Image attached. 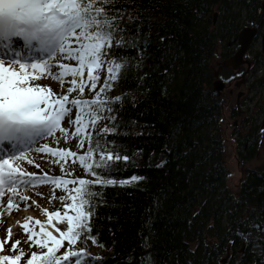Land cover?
<instances>
[{"label":"trees","instance_id":"1","mask_svg":"<svg viewBox=\"0 0 264 264\" xmlns=\"http://www.w3.org/2000/svg\"><path fill=\"white\" fill-rule=\"evenodd\" d=\"M228 1L113 0L110 8L123 17L124 31L117 33L123 47L114 50L124 69L107 95L121 99L104 112L114 119L98 127L114 130L101 142L129 159L101 174L117 181L140 179L94 186L98 253L91 252L88 240L83 264H213L228 244L236 252L239 232L264 223V164L245 169L237 195L225 185L223 101L212 94L210 59L219 42L225 57L238 47L236 17L213 23L214 7ZM262 3L243 2L247 22L264 24ZM258 9L263 12L257 14ZM249 123L247 131L235 129L241 161L253 158L259 145V126ZM210 237L218 243H210ZM221 264H264V239L260 252L248 247Z\"/></svg>","mask_w":264,"mask_h":264},{"label":"snow or ice","instance_id":"2","mask_svg":"<svg viewBox=\"0 0 264 264\" xmlns=\"http://www.w3.org/2000/svg\"><path fill=\"white\" fill-rule=\"evenodd\" d=\"M110 6L113 0H0V219L23 210L21 204L39 207L22 191L38 184L51 185L49 203L61 205L42 208L44 221L32 216L17 221L23 241L9 227L0 239V264H83L87 241L99 243L92 226L99 195L94 186L140 179L117 181L101 174L129 159L101 142L114 130L98 127L114 119L104 112L121 97L107 93L124 69L114 50L123 47V36L117 38L123 17ZM44 79L57 82L60 91L41 84ZM72 140L81 151L59 147ZM33 152L58 166L61 175L28 172L25 164L41 167ZM77 164L93 179L75 176ZM57 190L64 194L57 196Z\"/></svg>","mask_w":264,"mask_h":264},{"label":"rangeland","instance_id":"3","mask_svg":"<svg viewBox=\"0 0 264 264\" xmlns=\"http://www.w3.org/2000/svg\"><path fill=\"white\" fill-rule=\"evenodd\" d=\"M244 1L249 0H229L227 4L215 6L213 10V20L215 26H219L222 19L225 16H228V20H231V18L234 16L236 17V22H238L242 28L245 25H251V26H257L259 28V34L252 42L249 50H248V58H251L253 63L251 64L250 72L247 76V81L244 85V87H241L239 89V92L245 93L242 97L239 98V103H237V96L235 94L229 95L228 92L225 90L221 93L219 97H221V100L223 101V108H222V120H221V133L223 134L224 141H225V160L227 162V165L229 166V176L226 179V185L228 186L229 190L233 192V194H236L239 190V184L240 179L242 176V172L246 165H261L264 163V130L260 132L259 137V145H258V151L255 157L247 161L245 163L239 162L237 155H236V147L234 143V132L235 129H244L249 130L250 127L253 124H250L249 122L255 121L256 124H261L264 119V111H262L259 115L258 112L261 110L262 106H264V52L262 51V35L264 33V24H258V20H250L251 22H247L248 18V8L247 6L243 5ZM260 2H264V0H259ZM264 10V9H263ZM261 9L257 10V14L262 13ZM214 13L216 16L214 17ZM241 30V29H240ZM238 48V47H237ZM236 48V49H237ZM223 43L219 42L216 45L215 51L213 56L210 59V65L214 70V80L216 78H225L224 75L227 74V71L225 70L227 67H223V64L225 60L229 57H225L223 53ZM236 51V50H235ZM232 70V69H231ZM217 74V76H216ZM262 79V80H261ZM245 82V79H244ZM43 85H49L52 87V89L56 92L60 91V86L57 82L51 80V79H44L40 81ZM242 85V84H241ZM240 85V86H241ZM239 86V87H240ZM91 93H89L86 89L85 97L91 98ZM65 127H67V123L64 124ZM47 141H41V144L45 143ZM54 146L55 145H51ZM59 147L61 148H71L73 151H81L78 150L76 147V141L72 140L70 143H64L61 141ZM32 157L35 159V162L45 166L44 172H47L49 175L54 173V175H61L60 168L58 166L52 165L50 163H47L44 159H41V156L43 154L41 153H31ZM239 163V165H238ZM25 166H29L25 164ZM42 168V169H43ZM74 170V175L77 177H82L83 171L82 168L77 164L72 166ZM49 171V172H48ZM51 172V173H50ZM88 178V177H86ZM51 185L50 189L47 193H45L44 197L41 199L40 202H38L39 208H37L39 211H41L42 208L47 207H53L54 210L57 208H60V202L59 201H53L52 203H49L48 197L51 196ZM64 193L60 190L56 191V195H63ZM53 210V211H54ZM42 212V211H41ZM212 221H209V225H211ZM223 226H225V220H222ZM240 236V243L237 247L236 252L231 249L230 244L229 250L219 256L218 258L214 259V263L216 264V260L219 264H221V261L224 263L227 262V260L233 256L237 257L238 254L242 253V251L246 250L248 247L253 252H260L262 250V238L264 239V223L263 224H252L251 229L248 231L239 232L238 234ZM6 236V232H0V239L4 238ZM15 239L24 240L25 236L22 233L14 235ZM210 243H218L217 239L215 237L209 238ZM244 244V249H242V245ZM25 251H28V245L22 244L21 245ZM90 250L92 253L97 254V248L94 244L91 243ZM63 251V250H61ZM10 254V253H6Z\"/></svg>","mask_w":264,"mask_h":264},{"label":"bare ground","instance_id":"4","mask_svg":"<svg viewBox=\"0 0 264 264\" xmlns=\"http://www.w3.org/2000/svg\"><path fill=\"white\" fill-rule=\"evenodd\" d=\"M263 51V50H262ZM263 107V111H264V106ZM260 114V113H259ZM255 122V121H254ZM263 123H264V119L262 121L261 124H256L259 126V137H260V132H262L264 130L263 128ZM240 131L241 130H244V129H239ZM245 131V130H244ZM247 131V130H246ZM237 134L238 132H234V142L236 140V137H237ZM259 139V138H258ZM258 151V149H257ZM237 152V150H236ZM225 153V151H224ZM257 154V153H256ZM237 155V158L239 160V162L241 163H245L247 161H250L252 160L253 158L249 159V160H246V161H241L240 157L238 156V154L236 153ZM225 157V156H224ZM227 164V162H226ZM264 163H262L261 165H263ZM239 165V163H238ZM228 166V165H227ZM260 166V165H259ZM24 167L26 168V170L30 173H37V174H40L41 172H44V168L45 166L42 165V167H40L39 169H37L36 167L32 166V165H29V166H25ZM44 167V168H43ZM250 167H258L257 165H246V167L244 168L242 172V176H241V179H240V184L241 182L243 181L244 179V176H245V169L246 168H250ZM43 168V169H42ZM229 168V166H228ZM49 172V171H48ZM51 173V172H50ZM54 174V173H52ZM230 172L228 173V176H229ZM228 176L226 177V179L228 178ZM226 179H225V185H226ZM239 184V185H240ZM227 186V185H226ZM228 188V186H227ZM50 189V185L49 184H38L36 187L32 188V187H29V188H26V189H22L23 193L27 196H29L31 198V200L29 201V203H31V201H36V203L38 204V202L41 201V199L45 196L44 194L47 193ZM229 189V188H228ZM230 191V190H229ZM232 192V191H230ZM233 194V192H232ZM234 195H237L234 194ZM42 197V198H41ZM37 208L36 205H33L32 207H28V208H25V206L23 204H21V211L19 212H14L12 215L10 216H5L3 217L2 219H0V232H6V230L11 227L13 229V233L14 235H17V234H20L22 233V230L17 226V221H23V219L27 216H32V217H35V218H38L40 219L41 221H44L46 220V217L42 214L41 211H39ZM47 209L49 211H53V207H47Z\"/></svg>","mask_w":264,"mask_h":264},{"label":"water","instance_id":"5","mask_svg":"<svg viewBox=\"0 0 264 264\" xmlns=\"http://www.w3.org/2000/svg\"><path fill=\"white\" fill-rule=\"evenodd\" d=\"M262 6H264V2L262 3ZM216 14L214 13V17ZM215 20V18H214ZM258 35V27L257 26H251V25H245L241 28V30L238 33V48L236 51L230 55L224 62L223 67L230 68L232 70H237L244 64H246V67L249 69L251 67V64L253 61L249 59L246 55L247 52L254 41V39ZM262 50L264 52V33L262 35ZM217 76V74H216ZM244 82V77L241 81H237L236 86H240L241 83ZM226 86V82L222 78H216L213 81L212 84V94L214 96H220L223 92L224 88ZM242 92L239 93L237 103H239V98L241 97ZM264 128V123H263ZM244 249V244L242 245V249ZM244 251V250H243ZM242 251V252H243Z\"/></svg>","mask_w":264,"mask_h":264},{"label":"flooded vegetation","instance_id":"6","mask_svg":"<svg viewBox=\"0 0 264 264\" xmlns=\"http://www.w3.org/2000/svg\"><path fill=\"white\" fill-rule=\"evenodd\" d=\"M258 34H259V28H258ZM246 56H248V53ZM249 59H251V58H249ZM250 69H251V67L248 69L246 67V64H244L243 66H241L237 70L225 69L227 71V74H225L224 75L225 78H223L224 81L226 82V86H225L224 90L226 92H228L229 95L235 94L237 96V99H238V96L240 93L239 89L241 87H244V85L247 81L246 79H247V76L250 72ZM243 77L245 79V82L241 83L242 85L240 87L236 86L237 81H241L243 79ZM244 93H245V90H244V92H242L241 97L244 95Z\"/></svg>","mask_w":264,"mask_h":264}]
</instances>
